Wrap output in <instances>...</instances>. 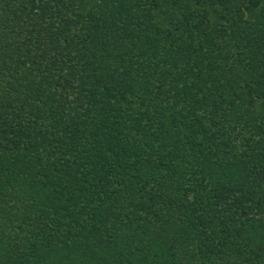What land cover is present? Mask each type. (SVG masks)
Masks as SVG:
<instances>
[{"label": "trees", "instance_id": "1", "mask_svg": "<svg viewBox=\"0 0 264 264\" xmlns=\"http://www.w3.org/2000/svg\"><path fill=\"white\" fill-rule=\"evenodd\" d=\"M0 264H264V0H0Z\"/></svg>", "mask_w": 264, "mask_h": 264}]
</instances>
